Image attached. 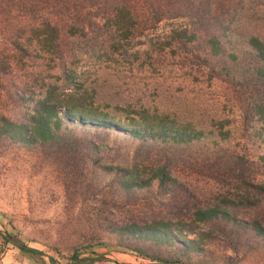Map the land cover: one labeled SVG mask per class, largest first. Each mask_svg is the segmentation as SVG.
<instances>
[{
	"label": "rangeland",
	"instance_id": "obj_1",
	"mask_svg": "<svg viewBox=\"0 0 264 264\" xmlns=\"http://www.w3.org/2000/svg\"><path fill=\"white\" fill-rule=\"evenodd\" d=\"M114 1L0 0V114L22 120L49 91L55 103L93 107L116 119L130 113L162 116L204 131L213 142L220 131L229 132L230 141L220 142L224 153L259 162L264 157V125L243 123L232 90L210 76L190 46L168 38L184 21H164L155 27L141 24L125 40L105 12ZM251 13L253 25L262 26L264 9ZM47 21L59 31L58 48L46 49L43 44ZM154 149L153 154L161 151ZM134 151L135 146H124L114 161L105 164L141 162L134 160ZM203 151L197 147L173 158L171 168L182 186L176 199L155 183L130 202L118 193L115 182L110 184L112 177L86 170L82 164L76 168L42 149L0 142V264H51L49 257L67 264L75 249L96 236L107 243L106 248L96 249L106 259L98 264H157L117 248L107 233L113 223L153 221L173 222L188 232L194 227L188 239L198 241L197 251L183 259L185 263L264 264V244L244 242L237 254L229 248L230 238L210 225L191 223L186 211L176 210L177 206H213L225 199L242 204L241 197H246L247 188L226 176L219 178L213 162H202ZM260 166L256 171L264 173ZM140 169L141 177L152 176L150 168ZM256 204L233 211L240 219L262 220L264 201ZM5 233L44 254L36 259L4 246ZM148 249L163 258L175 257L169 247L151 244Z\"/></svg>",
	"mask_w": 264,
	"mask_h": 264
},
{
	"label": "trees",
	"instance_id": "obj_2",
	"mask_svg": "<svg viewBox=\"0 0 264 264\" xmlns=\"http://www.w3.org/2000/svg\"><path fill=\"white\" fill-rule=\"evenodd\" d=\"M107 9L108 21L112 18L116 32H121L125 40L131 38L141 24L155 27L164 21L183 20V25L173 28L168 38L176 45L190 46L193 56L208 69L210 76L232 90L243 123L264 125V22L262 26L253 25L251 19V12L256 14L264 9V0H116ZM52 25L47 21L43 39L46 49L58 48L59 31ZM47 92L48 96L40 98L22 120H11L0 114L1 143L28 150L42 149L66 159L74 167L82 164L86 170L99 171L103 177H112L110 184L115 182L118 193L130 202L137 201L141 193L155 183L176 199L182 186L172 171V160L178 155L183 157L187 150L200 147L206 150L202 162H213L212 170L219 178L224 180L226 176L237 186L247 188L246 197H241L239 202L242 204L225 199L213 206L180 208L175 205L176 210L186 211L191 223L210 225L214 231L230 238L229 248L237 254L245 247L244 242L264 244V219L247 221L238 218V212L233 211L240 206L244 211L257 205L258 201H264V181H258V177L264 178V173L256 171L257 166L264 168V157L255 162L238 153H224L222 143L230 141L229 132L223 134L220 131L213 142L204 131L168 121L162 116L130 113L134 116L116 119L113 114L93 107L55 103L50 97L52 93ZM124 146H135L134 160L141 158V162L106 165V161H114ZM153 147L161 151L153 154L150 152L155 150ZM150 163V167L145 166ZM140 168L145 171L150 168L152 176L141 177ZM188 230L173 222L153 221L113 223L107 233L114 246L143 260L157 264H188L183 259L189 260L198 244L196 239H188V234L195 233L194 227L190 226ZM2 240L4 246H12L36 259L44 254L13 234H3ZM148 244L172 248L175 257L168 259L153 254ZM106 247L102 237L96 236L75 249L67 264L105 261L96 249ZM49 261L57 264L53 257H49Z\"/></svg>",
	"mask_w": 264,
	"mask_h": 264
}]
</instances>
